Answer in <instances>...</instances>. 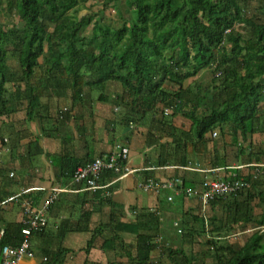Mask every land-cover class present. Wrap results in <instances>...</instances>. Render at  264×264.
I'll return each mask as SVG.
<instances>
[{
    "label": "trees",
    "instance_id": "1",
    "mask_svg": "<svg viewBox=\"0 0 264 264\" xmlns=\"http://www.w3.org/2000/svg\"><path fill=\"white\" fill-rule=\"evenodd\" d=\"M85 1L0 0V7L5 4L10 13L18 11L25 19L23 37L11 53L6 46L7 32L0 24V117L11 116L27 101L26 120L35 119L48 93L76 101L99 89V98L106 100L107 85L115 81L132 102V114L124 117L126 121H136L159 105L172 109L169 116L181 114L192 121V129L183 131L172 126L164 115L163 130L169 133L172 129L175 143L182 140L184 155L176 162L187 165V154L205 153L215 131L223 137L230 135L231 142L225 144V149L235 150L237 159L247 153L249 162L264 161V147L252 140L255 134L264 133V0H258L251 15L249 0H111L122 18L121 26L98 23L90 36L84 32L94 17L69 13ZM241 24L247 34L240 30ZM10 57L17 62L16 68L10 64ZM205 69L212 71L208 86L188 83ZM71 107L72 102L68 110L61 107L58 118L65 120ZM11 127L1 125L0 134L7 133L10 143H3L15 148L17 140L26 135ZM26 152L31 155L43 150L39 147L34 153L29 149ZM52 157L63 176L72 181L78 164L70 167L64 158ZM216 159L215 166L228 165V158L216 155ZM113 176L107 172L104 181ZM238 179L237 174L225 180ZM240 179L251 186L210 201L212 237L202 244L208 251L202 249L199 254L187 248L197 237L206 235L202 212L196 216L183 212L180 247L166 242L160 247L156 241L160 219L149 210H140L135 223L117 219L113 222L114 219L98 225L87 250L107 226L112 237L104 240V249L116 247L123 233L135 236V254L129 255L132 264H159L153 258L156 251L166 257L165 264H264V210L259 215L253 210L256 195L252 190L259 180L253 182L251 175ZM72 183L84 187L82 183ZM258 195L264 204V193ZM5 196L1 194L0 200ZM25 196L35 200L33 194ZM92 213L85 211L77 222L61 220L57 237L68 231L89 230ZM249 224L260 228L243 234L240 248L223 242L222 233L242 231ZM25 226L24 221H6L0 216V229H4L1 245H20ZM46 227L34 230L30 241L42 235ZM65 253L62 247H48L42 264L59 263ZM211 253L214 261L205 262L204 256Z\"/></svg>",
    "mask_w": 264,
    "mask_h": 264
},
{
    "label": "crops",
    "instance_id": "2",
    "mask_svg": "<svg viewBox=\"0 0 264 264\" xmlns=\"http://www.w3.org/2000/svg\"><path fill=\"white\" fill-rule=\"evenodd\" d=\"M100 92L101 90L95 89L91 93H85L83 99L76 101H71L66 96L59 97L54 93H48L42 98V105L35 119L26 120L27 101H24L19 110L11 116L0 117V126H4L5 123L11 124V129L16 133L26 135L18 139L15 148H12L7 133L0 134V195H6L0 200V209L5 207H8L7 210L12 209V203L18 199L2 202L23 188H36L27 193L35 196L36 202L32 197L35 205H41L53 187L68 188L59 193L58 202L49 211V222L44 233L31 239L33 255L24 256L22 264H42L45 259L44 251L48 247L54 249L62 247L66 251L63 260L56 264H132L129 255L135 254L133 245L135 239L134 242L131 239L133 234L123 233L122 241L120 240L116 247L104 249L102 247L104 240L112 237L111 228L105 226L94 244L87 249L95 227L114 219L113 222L121 220L135 223L140 210L157 213L161 231L156 241L159 243L162 240L173 247L177 246L176 235L179 229L183 231L180 224L184 217L183 212L191 216L202 212L208 220L206 212L212 209L210 203L204 211L198 197L175 195L170 201L168 200V196L172 194L170 190L148 191L140 186L148 178L164 180L182 177L186 184L200 187L211 178L225 180L238 174L240 179L251 175L253 182L259 180L258 185L252 190L256 195L253 210L255 215L263 212V207L256 211L255 203L260 202L258 194L264 193V161L249 162L247 153L243 158L237 159L235 150L225 149V144L227 146L231 142L230 135L223 137L216 131L217 135L212 134L213 140L208 143L206 152L187 154L188 164L182 165L176 162L184 155L182 140L175 143L171 135L172 129L169 128L167 133L161 123L165 121V116H168L172 126L190 131L192 129L190 119L181 114L169 116L172 109L159 105L155 111L136 121H126L124 117L132 114L133 107L128 94L123 93L121 84L115 81L108 83L106 100L99 98ZM71 102V110L62 121L58 118L59 109ZM18 113L20 114L17 115ZM262 134L264 133L255 134L252 140L264 147ZM3 140L9 143H3ZM118 145L129 147L127 166L138 170L96 191L73 184L63 176L59 165L52 157L54 155L64 158L70 167L77 164L81 166L96 156L110 153ZM36 146L43 152L27 155L26 150L34 153L38 149ZM216 155L226 160L228 158V165L215 166L214 163L218 161ZM113 178L114 176L105 181L103 178V182L108 183ZM22 198L17 201L22 210L20 207L13 221H24ZM90 210L93 213L90 217L89 230L68 231L63 237H57L61 220L77 222L85 211ZM2 218L5 219L4 216ZM247 227L237 234L252 233L253 224ZM259 228L258 226L257 229ZM159 246L161 247L160 243ZM159 252H153V258H156L154 254H160Z\"/></svg>",
    "mask_w": 264,
    "mask_h": 264
},
{
    "label": "built area",
    "instance_id": "3",
    "mask_svg": "<svg viewBox=\"0 0 264 264\" xmlns=\"http://www.w3.org/2000/svg\"><path fill=\"white\" fill-rule=\"evenodd\" d=\"M68 103L63 110H68ZM213 135H217L215 131ZM130 149L124 145H118L117 148L104 156H96L84 165L77 168L73 175L72 182L82 183L84 189L96 191L98 189L109 186L118 179L124 177L138 169H132L127 166ZM114 173V178L108 183L103 182V178L107 172ZM13 174V172H12ZM182 177H174L164 180H156L148 178L140 186L148 191H159V189H169L172 194L168 196V200H173L175 195H184L185 197H198L202 203V209L205 211L212 199L219 196H224L230 193L251 186L250 182L244 179L234 181H226L223 179L211 178L205 183L198 186H185ZM36 189L35 187L23 188L19 193L9 197L2 203L8 202L18 197L29 193ZM68 188L53 187L52 192L46 197L41 205H35L32 197L22 199L24 210V222L26 226L22 229L25 235L23 242L20 245L13 246L11 244L1 245V239L4 235V229H0V264H22V259L26 255H33L31 250L30 235L34 230H40L48 225V214L54 200L59 196V193L66 191ZM175 225H178L175 222ZM206 225L208 220L206 219ZM182 230L179 229V232ZM46 258V257H45Z\"/></svg>",
    "mask_w": 264,
    "mask_h": 264
},
{
    "label": "rangeland",
    "instance_id": "4",
    "mask_svg": "<svg viewBox=\"0 0 264 264\" xmlns=\"http://www.w3.org/2000/svg\"><path fill=\"white\" fill-rule=\"evenodd\" d=\"M257 5H258V0H249V7H248V14L249 15H251L255 11V7ZM124 7L127 8L126 4H124ZM69 13H75L79 17L85 16V15L94 17L92 23L87 27V29L84 32V34L87 36H90L92 34L93 27L95 26V24L107 23V24H110L112 27H115V28L120 27L122 24V18L120 17V14L116 11L115 5H114L113 1H111V0H87V1L79 4L75 11L71 10ZM0 24L3 26V28L7 32V40L8 41H7L6 46L11 53V51L14 50L16 45H18L19 41L23 37V33H24V29H25V19L21 15V13L18 11H14V12L10 13L9 10L6 8L5 4H3L0 7ZM239 28L241 31H244L245 34L248 33V30H246L244 28L243 24H241L239 26ZM9 62H10V64L14 65V67L16 68L17 62L15 61L14 57H10ZM211 78H212L211 69H205L200 73L199 76L195 77L194 79L189 80L188 83H194L196 85V82H197V83H201L203 85V87H205V86L209 85ZM67 104L68 103L64 104L62 107H65ZM21 113H22V111H21ZM19 114L20 113H18L17 115H19ZM3 119H5V118H3ZM262 135L264 136V134H262ZM19 198H22V197H18L17 198L18 200L17 199L16 200L20 201ZM17 201H14L12 203L13 208L10 210H7L8 207H5L4 209H0V211L3 212V215H1V216L5 217L4 220L13 221L14 220L13 218H16V215L18 214L20 207H21V205ZM170 201H172V200H170ZM174 201H175V199H174ZM262 207L264 208V204L261 201L255 203L256 211L261 210ZM21 210H22V207H21ZM6 214H9V215L7 216ZM206 215H207V218H209V216H208L209 210L206 212ZM203 217L205 218V216H203ZM176 222H178V221H176ZM208 222H209V224L206 226L207 227L206 228L207 229L206 235L204 237L203 236L197 237V241L192 243L191 246H188L187 247L188 249L198 251L199 254L203 250L208 251L207 247H203V245H202L203 242H207L206 241L207 238L212 237V233L210 231V229H211L210 219L208 220ZM177 226L178 225H176V229H177ZM256 229H257L256 226L253 227L252 232H254ZM235 231L236 232L230 231L227 233L226 232L222 233L221 235H224V236H222L223 242L224 243H233L235 248H240L241 245L243 244L242 240L244 241V237L241 234L240 235L237 234L238 232L239 233L241 232V229H238ZM182 233H183V231L178 232V234L176 235V245L179 247L182 245L181 244L182 239H183V237L181 236ZM131 239L134 242L135 236L131 235ZM218 239H222V238H218ZM159 243H160V245H162L163 244L162 240L159 241ZM188 251H189V253L192 252L191 250H188ZM212 254L213 253L204 256L205 262H207V263L211 262L212 263L214 261ZM154 257H156L155 259H157V257H158V263L159 264H165L166 263L165 262L166 257H164L163 255L161 256V254L155 253ZM199 260H200L199 263H202V259H199Z\"/></svg>",
    "mask_w": 264,
    "mask_h": 264
}]
</instances>
